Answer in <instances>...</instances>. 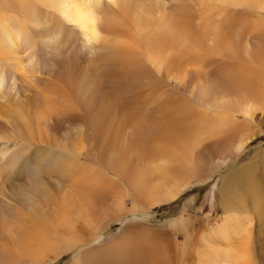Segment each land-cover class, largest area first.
I'll return each mask as SVG.
<instances>
[{"label": "rangeland", "instance_id": "obj_1", "mask_svg": "<svg viewBox=\"0 0 264 264\" xmlns=\"http://www.w3.org/2000/svg\"><path fill=\"white\" fill-rule=\"evenodd\" d=\"M169 1L171 0H129L119 2L115 8L105 9L107 16H115L122 20L125 18L126 12L136 5L142 9H148V3H155L154 9L164 12L163 24L168 30L160 36L161 43L168 50L174 46L178 52L177 58L167 55L163 65L165 69H161L163 72L161 73L156 72L153 68L151 70L149 63L144 62L143 68L137 69L118 61L114 52V43L117 40L125 39L123 36L125 34L120 33L119 37H117L118 34L113 36V33L116 32L113 28L118 29L116 24H113L114 27L112 24L107 25L106 23V27L103 28L105 39H100L92 51L87 46L79 48L76 45V40L79 37L71 36L69 30L64 29L58 37L60 51L57 52L54 46H49L52 29L46 30L45 28L49 27L42 25V30L39 32L31 27L25 28V16L30 19L31 15H38L42 19H40L41 21H49L51 28V11L48 13L47 10L42 11L41 5L35 0H0V27L7 26L8 28H4L5 31L13 28H21L24 31L25 28L22 34L24 44L20 46V53L15 54V61L6 60L5 55L0 54L2 69L10 79L9 81L13 79L15 84V90H8L7 94L2 93V98H0V103L3 105L0 104V201L2 203L3 200L8 208L11 207L16 212H24L22 210L24 207L25 212H28L29 208L22 199L24 196L19 195L20 197L17 196V199L15 194L21 187L24 192L31 191L34 201L37 202V209L41 207L38 210L44 213L39 220L43 222L45 231L49 229L47 231L49 243H46L47 245L41 252L38 251L39 254L34 260L30 259L27 250L17 240L20 239L19 237L5 236V238L0 235V264H30L31 262V264H142L139 259L142 255H148L147 252L156 258H159L158 254L161 252L163 256L167 257L170 264H264V190L251 187L253 179H256L259 185L264 186V79L249 78L246 74L251 66L260 74L264 73V11L255 8L249 9L246 3H242L240 6L232 4L233 7L229 3L225 5L218 0H211V3L210 0H202L203 2L198 0L191 3L184 1V4L183 1L174 4L173 1ZM189 4L193 5L189 7ZM176 8L180 10V13ZM241 8L243 10H240ZM25 9L28 14H25ZM207 10L210 12L209 14L205 13ZM138 14L143 21L145 13L138 12ZM174 21L178 25L177 38H174V32L171 29L172 24L174 28ZM211 22H213L211 28L215 32L207 28ZM241 29L244 30V34ZM232 31L235 33L233 34ZM1 34L2 30H0ZM228 34L233 37L230 38ZM211 36L214 42L211 40L212 38L210 39ZM1 39L0 36V41ZM231 39L233 42L230 41ZM229 41L231 43H228ZM212 53L216 55L214 56ZM18 54L19 56L21 54L22 60ZM17 58L20 60L18 61ZM27 58H31L32 61L29 68L30 73L24 69ZM227 60L228 62H225ZM217 89L221 92L218 93ZM228 89L229 91H227ZM225 90L226 93H224ZM212 91L216 97L223 93L228 94L224 95L227 102H230V106L227 108L228 117L225 118L223 115V119L220 116H214V112H205L207 109L203 108L199 99L201 100L204 94H207V100L212 99L214 94ZM237 98L240 100L238 102H242L237 104ZM253 102L258 108L252 107L248 116L241 112L238 113L239 104L249 105ZM130 111L134 113H130ZM231 111L233 112L231 113ZM160 112L163 113V119L170 118L179 129L189 132L184 140L176 139L172 142L174 163L181 164V167L173 168L172 171L178 182L174 183L171 179L163 180L165 188L162 190L176 194L177 189L184 181H192L191 184L170 200H162L165 197L164 191L162 193V190L157 189V199L155 200L157 203L149 199L148 191L134 192L133 188L128 189L120 184L117 187L113 186L117 190L114 193L116 196L114 204L96 191L97 189H94L92 198L87 199L85 205L90 209L83 208L85 211L75 212L74 208H70L68 211L70 224L67 226L71 231L64 229V225L58 224L59 222L54 224L58 216V204H62L60 203L61 196L68 197V201L74 200L83 206L82 191L91 186L83 183L82 178L92 175L100 176L103 173L110 178H116L115 174L110 171L108 159L129 157L127 150L130 138L127 134L142 143L141 146H137V151L131 158L132 161H146L149 158H145L144 154L149 150H155L159 152V155L154 157L156 162L153 165L158 168V172L163 171V140L161 141L163 125L143 126L141 132L139 131L141 129H138L134 133V130H131L133 124L126 125L122 121L124 114L141 116V121L145 122L147 115H157ZM102 115L106 120L101 124L97 119H100ZM108 120L117 123L114 129L115 133L119 128L122 129L119 132L121 136L118 141L108 142V146L100 150L102 142L94 134V130L97 127L105 126ZM223 124L229 129H224L226 126ZM206 128L213 134V137L209 140H199V131ZM188 138L192 145L189 148L187 146V151L183 141ZM244 138H249V142L247 141L238 153H234L235 145ZM154 140H157L158 143H152ZM108 147L109 149H107ZM40 148L41 150L44 148L45 151L41 152ZM48 150L54 153L51 155ZM58 152L74 157L77 166L68 167L64 172L59 168L60 162H55V166L53 163L54 167L47 166L49 160H53V155L55 157L59 155L55 154ZM38 153L40 154L38 155ZM99 154L103 157L100 158ZM223 159L224 161H221ZM56 160L58 161V159ZM34 161L35 163H33ZM218 161H221L219 167H217ZM239 168H242V173ZM237 171L241 173L239 177L236 175ZM245 171L246 176L243 174ZM35 172L38 174L35 175ZM141 172L145 177L152 173L151 169ZM228 175L232 178L231 185L222 197L227 205L233 206L235 202L231 197V192H237L239 195L235 201L239 205L236 211L223 212V207L219 204V189L224 177ZM102 179L106 178L95 180L94 183L103 184ZM194 179L197 181L195 182ZM39 180L42 181V191L47 190L48 194H46L50 195L52 200L42 197L40 191H37L39 189L35 185ZM56 180L60 181L58 186H55ZM12 185H14L15 192ZM172 187L173 190H170ZM9 189L10 191H8ZM251 190L260 199L252 198ZM131 193L138 197L134 199L133 196L131 197ZM34 194L36 195L34 196ZM20 198L23 200L22 202ZM46 200L49 201L46 202ZM123 204L130 213L124 211L122 214ZM253 205L257 208L253 209ZM116 207L120 208L119 211ZM86 210L89 217L91 219L94 217L92 220L95 223L97 221L95 228L91 231L85 229L82 220L88 215ZM77 213L79 214L77 215ZM20 215L24 216L22 213ZM225 220L229 223L228 234L216 238V235H212V231L216 230L220 224L222 226V222ZM235 221H237L236 228L231 230V224ZM86 231L88 233H85ZM91 234L98 235V237L94 244L89 245L90 243H87L85 239L88 240ZM70 235L72 236L70 237ZM111 240L113 241L110 242ZM170 251L175 254L172 255ZM139 255L141 256L139 257Z\"/></svg>", "mask_w": 264, "mask_h": 264}, {"label": "bare ground", "instance_id": "obj_2", "mask_svg": "<svg viewBox=\"0 0 264 264\" xmlns=\"http://www.w3.org/2000/svg\"><path fill=\"white\" fill-rule=\"evenodd\" d=\"M123 1H129V0H35V2L39 3L42 7V11L47 10V13L49 11H51L52 16H51V28L49 25V21H41L42 19L39 18L38 15H31L32 17L30 19H27V17L25 16V28L29 29L30 27L32 29H34L35 31L39 32L42 30V26L46 27L48 26L49 28H45L46 30H50L52 29V33H50V42H49V46H54L56 51L59 52L60 51V47H59V35L60 32H62L64 29H68L70 32L71 36H78L79 39L77 38L76 40V45L79 46V48H83V46H87L89 47V50L92 51L95 48V44L100 41V39H105L104 33H103V28L106 27V23L107 25H117L118 29L113 28L114 31H116L115 33H113V36H115V34H118L117 37H119L120 33H123L125 35L124 38L125 39H120L115 41L114 43V52L116 54V57L118 58L119 62L122 63H127L128 65L134 66L137 69H140L141 67L143 68V64L144 62L147 64L149 63L151 65V70L152 68L156 70V72H161V69L164 70L165 68L163 67L164 63L166 62V58L167 55H171L173 58H177V52L178 50L175 49L174 46L170 47L169 50L165 47H163L162 45V40H161V35L164 32H167V28L165 27V25L163 24V20L165 19V15L164 12L158 11L157 9L155 10V3H148V9H142L140 6H133L131 7L125 15V18L122 20L121 18H116L114 17H109L107 16V12L105 11V9L112 7L115 8V5H117L119 2H123ZM166 1V0H165ZM174 3H178V1H183L182 3L184 4L185 2H197L198 0H171L169 2ZM202 0H200L201 2ZM204 1V0H203ZM202 1V2H203ZM208 1V0H206ZM222 3H224L225 5L228 3L229 4H234V5H242V3H246L247 7L250 8H255L257 10H262L264 11V0H218ZM163 2V1H161ZM213 2V1H212ZM211 3V0H210ZM205 5V3H203ZM186 5V4H185ZM193 5V4H192ZM192 5H188L189 7ZM197 5V4H196ZM212 5V4H210ZM216 5V4H215ZM218 5V4H217ZM234 5H232L234 7ZM244 5V4H243ZM36 6V5H35ZM167 6V5H166ZM170 6V5H169ZM184 6V5H183ZM181 6V8L183 7ZM206 6V5H205ZM237 6V7H239ZM34 7V6H33ZM40 7V8H41ZM179 7V6H178ZM202 7V6H201ZM232 7V8H233ZM167 8V7H166ZM196 8V7H195ZM217 8V7H215ZM223 8V7H222ZM230 8V7H228ZM38 9V8H37ZM177 9V8H176ZM183 9V8H182ZM203 9V8H202ZM207 9V8H206ZM209 9V7H208ZM220 9V8H219ZM248 9V8H247ZM41 10V9H40ZM103 10V11H102ZM232 10V9H231ZM230 10V11H231ZM234 10V9H233ZM237 10V9H236ZM240 10H243L242 8ZM31 11V10H30ZM146 11V12H145ZM175 11V10H174ZM180 10L177 9V12H179ZM227 11V10H225ZM229 11V9H228ZM138 12H143L144 14V19L143 21H141V16L140 14H138ZM200 12V11H199ZM205 12V11H204ZM217 12V11H215ZM233 12V11H232ZM249 12V11H248ZM180 13V12H179ZM190 13V12H189ZM205 13H210L208 10ZM221 13V12H220ZM219 13V14H220ZM244 13V12H243ZM25 14H28L26 9H25ZM175 14V13H173ZM194 14V13H193ZM225 14V13H224ZM254 14V13H253ZM178 15V13H177ZM186 15V14H185ZM191 15V13H190ZM251 15V14H250ZM180 16V15H179ZM204 16V15H203ZM252 16V15H251ZM181 17V16H180ZM190 17V16H189ZM215 17V16H214ZM250 17V16H249ZM203 18V17H202ZM218 18V17H217ZM221 17H219L218 19H220ZM41 19V20H40ZM122 20V21H121ZM207 20V19H206ZM225 20V19H224ZM182 21V20H181ZM235 21V20H234ZM191 23V22H190ZM213 22H211L209 24V28L210 31H214L212 30V25ZM254 25V23H251ZM259 24V23H258ZM258 24H256V27L258 26ZM263 24V23H260ZM27 25V26H26ZM113 25V26H114ZM207 25V24H205ZM204 25V26H205ZM23 26V25H22ZM190 26V25H189ZM221 26V25H220ZM220 26H216V27H220ZM226 26V25H225ZM18 27V26H17ZM115 27V26H114ZM191 27V26H190ZM261 27V26H260ZM263 27V26H262ZM4 28H8L7 26L5 27H0V30H2V34L1 36V41H0V54L1 55H5L4 57H6V60L8 59L10 60H14L15 59V54L16 53H20L19 49L20 46H23L24 42H23V32L24 31L21 28H13V29H9L8 31H5ZM108 28V27H107ZM245 28V27H244ZM243 28V29H244ZM252 28V27H251ZM254 28V27H253ZM259 29V27H257ZM171 29L173 30V36L174 38H177V30H178V25L177 23L174 21V28H173V24L171 25ZM203 29L205 30V28L203 27ZM235 29V28H234ZM241 29V30H243ZM216 30L218 31V29L216 28ZM232 30V29H230ZM229 30V31H230ZM257 30V29H256ZM260 30V29H259ZM236 31V29L234 30ZM248 31V30H247ZM251 31V30H250ZM68 32V31H67ZM68 32V33H69ZM110 32V31H109ZM112 32V31H111ZM118 32V33H117ZM215 32V31H214ZM233 32V31H232ZM231 32V33H232ZM242 32V31H241ZM171 33V32H170ZM206 33V32H205ZM228 33V32H227ZM230 33V34H231ZM235 32H233L234 34ZM238 33V32H237ZM236 33V34H237ZM246 33V32H245ZM256 33V32H255ZM165 34V33H164ZM184 34V33H183ZM211 34V33H210ZM209 34V35H210ZM232 34V35H233ZM235 34V35H236ZM243 34H244V30H243ZM112 35V33H111ZM167 35V34H166ZM207 35V33H206ZM214 35V34H213ZM229 35V34H228ZM241 35V34H240ZM143 36V37H141ZM158 36V37H157ZM224 36V35H223ZM230 36V35H229ZM228 36V37H229ZM246 36H248L246 34ZM261 36V35H260ZM69 37V36H68ZM214 37V36H213ZM217 37V36H216ZM215 37V38H216ZM226 37V36H225ZM227 37V38H228ZM233 36H230V38ZM244 37V36H243ZM242 37V38H243ZM70 38V37H69ZM212 38V36L210 37V39ZM223 38V37H222ZM225 38V39H227ZM229 38V39H230ZM257 38V37H256ZM264 38V37H263ZM185 39V38H184ZM194 39V38H193ZM192 39V40H193ZM218 39V38H216ZM239 39V38H238ZM237 39V40H238ZM246 39V38H245ZM249 39V38H248ZM211 40L214 39L212 38ZM210 40V42H211ZM222 40V39H221ZM251 40V39H250ZM261 40V39H260ZM224 41V39H223ZM228 41V40H227ZM232 41V39L230 40ZM228 43H231V42ZM236 41V40H235ZM233 42V41H232ZM262 42V41H261ZM29 44V42H27ZM161 43V44H160ZM212 43V42H211ZM223 43V42H222ZM226 43V42H225ZM227 43V44H228ZM249 43V42H248ZM102 44H106V43H102ZM196 44V43H195ZM224 44V43H223ZM222 44V46H224ZM173 45H174V40H173ZM197 45V44H196ZM230 45V44H229ZM236 45V44H235ZM247 45V44H246ZM100 46V45H99ZM227 46V45H226ZM231 46V45H230ZM229 46V47H230ZM234 46V43H233ZM242 46V44H241ZM236 47V46H235ZM255 47V46H254ZM241 48V47H240ZM249 48V47H248ZM205 49V48H204ZM232 49V48H231ZM238 49V48H235ZM258 49V48H257ZM194 50V49H193ZM198 50V48H197ZM200 50V49H199ZM221 50V49H220ZM224 50V47H223ZM244 50V49H243ZM256 50V49H255ZM263 50V49H262ZM203 51V50H202ZM208 51V50H207ZM219 51V50H218ZM233 51V50H232ZM242 51V50H241ZM238 51V52H241ZM220 52V51H219ZM224 53V52H223ZM242 53V52H241ZM246 53V52H244ZM252 53V52H251ZM201 54V52H200ZM209 54V53H208ZM213 54V53H212ZM248 54V53H247ZM246 54V55H247ZM261 54V53H260ZM55 55V53H54ZM207 55V54H206ZM205 55V56H206ZM214 56L216 54H213ZM220 55V54H219ZM218 55V56H219ZM226 55V54H224ZM239 55V54H238ZM19 56V54H18ZM21 56V54H20ZM19 56V57H20ZM202 56V55H201ZM217 56V57H218ZM229 56V55H228ZM243 56V54H242ZM249 57L251 55H248ZM246 56V57H248ZM3 57V56H2ZM17 57V55H16ZM227 57V56H226ZM236 59V56H234ZM233 57V59H234ZM240 57V56H239ZM245 57V56H244ZM252 57V56H251ZM220 59H222L221 57H219ZM243 58V57H242ZM1 59V57H0ZM18 59V58H17ZM21 59V57H20ZM18 59V61L20 60ZM232 59V58H231ZM245 59V58H244ZM243 59V60H244ZM22 60V59H21ZM224 60V59H223ZM15 61V60H14ZM219 61V60H218ZM256 61V60H255ZM1 62V61H0ZM3 62V61H2ZM225 62H228L225 61ZM230 62V61H229ZM239 62V61H238ZM254 62V60H253ZM31 58H27L26 64H25V68L26 70H28L27 72H29V68L31 66ZM246 63V62H245ZM262 63V62H261ZM24 64V63H23ZM22 64V65H23ZM226 64V63H225ZM224 64V65H225ZM244 64V63H243ZM254 64V63H253ZM181 65V64H180ZM246 65V64H244ZM248 65V64H247ZM262 65V64H260ZM259 65V66H260ZM21 66V64H20ZM221 66V65H220ZM227 66V65H226ZM234 66V65H233ZM238 66V65H237ZM256 66V63H255ZM263 66V65H262ZM129 67V66H128ZM236 67V66H234ZM32 68V67H31ZM131 68V67H130ZM133 68V67H132ZM245 68V67H244ZM120 69V68H119ZM135 69V68H134ZM150 69V68H148ZM243 69V68H242ZM167 70V68H166ZM10 71V70H9ZM22 71V70H20ZM24 71V70H23ZM31 71V70H30ZM148 71V70H147ZM168 71V70H167ZM232 71V69H231ZM32 72V71H31ZM141 72V71H140ZM165 72V71H164ZM263 72V71H262ZM30 73V72H29ZM137 73V72H135ZM163 73V72H161ZM198 73V71H197ZM235 73V72H234ZM153 74V73H152ZM201 74V73H200ZM204 74V72H203ZM222 74V73H221ZM246 74L248 75L249 78H263L264 79V73L261 75L258 71H256V69H254V67L251 66V68L248 70V72H246ZM238 75V74H237ZM11 76V75H10ZM106 76V75H105ZM123 76V75H122ZM137 76V75H136ZM241 76V75H240ZM99 77V76H98ZM124 77V76H123ZM169 77H171L169 75ZM180 77V76H179ZM100 78V77H99ZM173 78V76L171 77ZM117 79V78H116ZM120 79V78H119ZM142 79V78H141ZM196 79V78H195ZM246 79V78H245ZM262 79V80H263ZM10 79L7 78L4 70L2 69L1 63H0V98H2V93L7 94L8 90L9 91H13L15 90L14 87V80L12 79L11 81H9ZM145 80V79H144ZM215 80V79H214ZM223 80V79H222ZM253 80V79H252ZM213 81V80H212ZM261 81V80H260ZM264 81V80H263ZM107 83V81H105ZM109 82H113V81H109ZM176 82V81H175ZM206 82V81H205ZM216 82H218L216 80ZM252 82V81H251ZM254 82V81H253ZM259 82V81H258ZM144 83V82H143ZM146 83V82H145ZM209 83V81H208ZM207 83V84H208ZM214 83V82H213ZM220 83V82H218ZM227 83V82H226ZM10 84V85H9ZM108 84V83H107ZM215 84V83H214ZM254 84V83H251ZM141 85V84H140ZM143 85V84H142ZM202 85V84H201ZM205 86H207L206 84H203ZM211 85V84H210ZM209 85V86H210ZM216 85H218L216 83ZM222 85V84H221ZM225 85V84H224ZM255 85V84H254ZM12 86V87H10ZM146 86V85H145ZM212 86V85H211ZM227 86V85H225ZM234 86V85H233ZM10 87V88H9ZM204 87V86H203ZM229 88V87H227ZM208 89V88H207ZM210 89H212V87H210ZM209 89V90H210ZM216 89V88H215ZM219 89V88H218ZM217 89V90H218ZM221 89V88H220ZM226 89V88H225ZM17 90V89H16ZM176 90V89H175ZM261 90V89H260ZM104 91V90H103ZM221 92V90H218ZM229 91V89L227 90ZM262 91V90H261ZM213 92V91H212ZM216 92V91H215ZM235 92V91H234ZM18 93V92H16ZM166 93V92H165ZM214 93V92H213ZM223 93V92H222ZM221 93V94H222ZM226 93V90L225 92ZM223 95H218L217 97L215 96V93L212 96V99H206L207 98V94L202 95V99L199 101L201 102V104L203 105V108L207 109V113L210 112H214L213 115L214 116H220L222 117L223 115L226 117H228L229 115V111L227 110L228 106H230V102H227V99L224 97V95H228V94H224ZM231 93V92H230ZM229 93V96H230ZM238 93V92H237ZM260 92H258L259 94ZM14 94V93H13ZM139 94V92H138ZM246 94V93H245ZM18 95V94H17ZM212 95V94H211ZM233 95V94H231ZM235 95L236 92H235ZM240 96V94H238ZM260 95V94H259ZM161 96V95H160ZM206 96V97H205ZM234 96V95H233ZM245 96V95H244ZM165 97V96H164ZM196 97V96H195ZM216 97V98H215ZM219 97H223V98H219ZM242 97V96H241ZM240 97V99H241ZM247 97V96H246ZM232 98V97H230ZM229 98V99H230ZM236 97H233L232 99H234ZM256 98V97H255ZM196 99V98H195ZM205 99V100H204ZM107 101V100H106ZM170 101V100H169ZM186 101V100H185ZM233 101V100H232ZM237 101V102H236ZM237 104L241 103L238 102L240 101L238 98L236 99ZM245 101V100H244ZM196 102V101H195ZM188 103V102H187ZM2 105V103H0ZM183 104V103H182ZM200 104V103H199ZM249 103V105L244 104L238 105V113H243L245 116H248L252 110V107H256V104L253 102V104ZM181 105V104H180ZM190 105V103H189ZM194 105V104H193ZM234 105V104H233ZM232 105V106H233ZM3 106V105H2ZM199 106V105H198ZM121 107V106H120ZM182 107V106H181ZM201 107V106H200ZM261 107V106H260ZM183 108V107H182ZM235 108V107H233ZM263 108V107H262ZM181 109V108H180ZM182 110V109H181ZM203 110V109H201ZM233 110V109H230ZM262 110V109H261ZM194 111V110H193ZM237 111V110H235ZM104 112V111H103ZM168 112V110H167ZM233 111H231L232 113ZM257 112V111H256ZM260 112V110H259ZM262 112V111H261ZM109 113V112H108ZM130 113H134L133 111H130ZM193 113V112H192ZM205 114V113H203ZM235 114V113H233ZM100 115V114H99ZM193 115V114H192ZM210 115V114H209ZM147 119L145 120V122L141 121V116L139 117H135V115L132 114H124L122 116V121L124 124H133V127H131V130H134V133L137 132L136 130L144 128L143 126H149V125H154V126H158V125H163V135H162V139L163 140L162 144H163V171L158 172V168L154 167L153 163H155L156 161H154V157H158L157 155H159L158 151L155 150H149L148 153L144 154V157L149 158L146 159V161H137V162H133L132 161V156H134L135 152L137 151V146H141V142L138 139L133 138L130 134L129 138H130V143H129V148L127 150V155L129 157H120V158H116V157H112L110 159H108V166L110 168V171L113 172L116 176V178H110L107 175H99L100 176H94V175H90L91 177H85L82 178L83 179V183H85L88 186H91L90 188H87V190L82 191L83 192V206L80 203L75 202L74 200H72L71 202L68 201L69 198L68 197H64L61 196V200L60 203H62L61 205L58 204V216H57V220H55L54 224L58 223V224H62L64 225L63 227H65L64 229H69V227L67 225L70 224V216L67 215L68 211L70 210V208H74L75 212H81L82 210H84L83 208H87L90 209L88 206L86 207V202L87 199L90 200L92 198V192L94 189H97L96 191H98L99 193L103 194V196L107 199H110L112 201V203L114 204L116 202V196H115V192L117 191L116 189H114L113 186H116L118 184L130 189L133 188L134 192H139V191H148V197H150L149 199H152L155 203H157V201H155L157 199V189L158 190H162L164 189V185H163V180L167 181L170 180L174 183H176V179H175V175L172 173L173 168H178L181 167V164L178 163H174V151L172 149V142L176 139H180V140H184L186 138V135L189 134V132H186L188 130H182L179 129L177 126H175V124L172 122V120L170 118H165L163 119V113L160 112L157 115L152 114V115H147ZM108 117V116H107ZM94 118V117H93ZM224 119V117H222ZM256 118V117H255ZM199 119V118H198ZM237 119V117H236ZM247 119V118H246ZM106 120L105 116L102 115L100 119H97V121L99 123H103ZM200 120V119H199ZM219 120V119H218ZM222 120V119H221ZM228 120V119H227ZM242 120V119H241ZM232 121V120H231ZM238 121V120H237ZM245 121H249V120H245ZM244 121V122H245ZM239 122V121H238ZM244 122H242V124H244ZM224 123V122H223ZM237 123V122H236ZM83 124V122H82ZM100 124V125H101ZM122 124V123H121ZM120 124V125H121ZM222 124V123H220ZM99 125V126H100ZM224 125V124H223ZM229 125V124H228ZM117 126V123H115L112 120H108L105 124V126H100L97 127L94 130V134L97 135L98 138H100V141L102 142V145L100 147H107L108 146V142H115L118 141V139L121 136V133H119L122 129L119 128V130H117L115 133L114 129ZM129 126V125H128ZM127 126V127H128ZM226 126V125H224ZM231 126H233L231 124ZM238 126V125H237ZM245 126V125H244ZM241 127V126H240ZM227 128L224 127V129ZM231 128V127H230ZM243 128V127H242ZM190 129V128H189ZM229 129V128H227ZM233 129L234 126H233ZM244 129V128H243ZM19 130V129H17ZM140 132L142 131L139 130ZM228 131V130H227ZM233 131V130H231ZM88 132V131H87ZM192 132V131H191ZM220 132V131H219ZM218 132V133H219ZM223 133V130L221 131ZM86 133V132H85ZM217 133V132H216ZM225 133V132H224ZM88 134V133H87ZM225 135V134H224ZM199 136L200 139H205V140H209L210 138L213 137V134H211L209 132V129H201L199 131ZM95 137V136H94ZM220 137V136H219ZM19 139V138H18ZM45 140V139H44ZM217 141V140H216ZM247 141L249 142V138H244L241 139L234 147V153H238L241 149V147H243ZM19 142V141H18ZM100 142V143H101ZM9 143V142H8ZM152 143H158V141L154 140ZM184 146L186 147L187 151L188 148L192 145V143L190 142L189 138L188 140L183 141ZM37 145V144H36ZM100 145V144H99ZM120 145V144H119ZM124 145V144H123ZM188 146V148H187ZM34 147V146H33ZM47 147V145L45 146V148ZM33 149V148H32ZM44 148H42L43 150ZM109 149V147L107 148ZM116 149V147H115ZM119 149V148H118ZM206 149V148H205ZM41 150V148H40ZM41 150V152H42ZM45 151V150H43ZM47 151V150H46ZM50 152V150H48ZM222 151V150H221ZM9 152V151H8ZM104 152V151H103ZM7 153V152H6ZM45 153V152H43ZM47 153V152H46ZM51 155L54 152H50ZM106 153V152H105ZM115 153V152H113ZM112 153V154H113ZM40 153H38L39 155ZM49 154V153H48ZM55 154H59L56 157L53 155L52 159L53 160H49L48 165L49 167H54L56 165L55 162L59 163L60 162V166L59 168L61 169L62 172L66 171L68 169V167H74L77 166L76 165V160L74 159V157H70L67 153H63V152H58ZM97 154V152H96ZM10 155V154H9ZM34 155V154H33ZM107 155V154H106ZM100 156V154H99ZM6 157V156H5ZM19 157V156H18ZM34 157V156H33ZM38 157V156H37ZM48 157V156H46ZM103 156H100V158ZM13 158V157H12ZM44 158V157H43ZM50 158V155H49ZM6 159V158H4ZM36 159V158H33ZM58 159V161L56 160ZM55 160V161H54ZM139 160V159H137ZM191 160V159H190ZM4 161V160H3ZM221 161H224L221 160ZM218 161L217 167H219L220 162ZM177 162V161H176ZM35 163V161L33 162ZM54 163V166H53ZM230 164V163H229ZM36 165V164H35ZM37 167V166H36ZM80 167V166H79ZM85 167V166H84ZM94 167V166H93ZM40 168V167H39ZM48 168V167H47ZM87 168V167H86ZM147 169H151L152 173L150 175H148V177H145L143 172H141L142 170L146 171ZM231 169V168H229ZM241 173H242V168H239ZM43 170V169H42ZM46 170V169H44ZM50 170V169H49ZM48 170V172H49ZM72 170V169H71ZM87 170V169H85ZM84 170V171H85ZM92 170V169H90ZM189 170V169H188ZM41 171V170H40ZM83 171V172H84ZM175 171V170H174ZM57 172V171H56ZM239 171L236 172L237 177L240 176L241 174ZM38 174L35 172V175ZM67 174V173H66ZM81 174V173H80ZM176 174V173H175ZM246 176V171L243 173ZM49 175V173H48ZM64 175V174H63ZM68 175V174H67ZM84 175V174H83ZM11 176V175H10ZM51 176V175H50ZM76 176V175H75ZM86 176V175H85ZM22 177V176H21ZM39 177V176H38ZM37 177V178H38ZM52 177V176H51ZM48 177V178H51ZM32 178V177H31ZM60 178V177H58ZM78 178V177H77ZM101 178H106V179H102L100 184L94 183L95 180H100ZM10 179V178H8ZM178 179V178H177ZM189 179V178H188ZM241 179V178H240ZM26 180V179H25ZM34 180V179H32ZM195 180V179H194ZM231 176H225L221 186H220V192H219V204L223 207L222 210L223 212H228V211H236L237 207H238V202L235 201V199H238V193L236 192H231V197L234 199L235 204L233 206H229L225 203L224 198L222 197L223 194L226 193V191L230 188L231 185ZM30 181V180H29ZM62 181V180H61ZM183 181V180H182ZM197 180H195L196 182ZM35 182V181H34ZM33 182V183H34ZM42 182V181H41ZM40 180L39 182L37 181V184L35 185L40 191L42 197H46V199H50L52 200V198H50V195H47L48 193L46 192L47 190H43V186L41 184ZM44 182V181H43ZM46 182V181H45ZM59 180H56L55 182V186L59 185ZM63 182V181H62ZM170 182V181H169ZM178 182V181H177ZM180 182V181H179ZM192 181H184V183L177 189L176 194L174 193H168L167 191L162 190V193L164 191L165 197L162 200H166V199H171L172 197L176 196L180 191L182 192V190L184 191V189H186V187L191 184ZM252 184L251 187L252 188H257L260 190H264V186L263 185H259L256 179L252 180ZM77 183V182H76ZM44 184V183H43ZM61 184V183H60ZM75 184V183H74ZM73 184V185H74ZM172 184V183H171ZM27 185V183H26ZM30 185V184H29ZM45 185V184H44ZM85 185V186H86ZM174 185V184H173ZM178 185V184H177ZM14 185H12V189ZM87 186V187H88ZM11 187V186H9ZM16 187V186H15ZM75 187V186H74ZM177 187V186H176ZM23 187L19 188V190H17L18 192H16L17 194H15V189H14V194L15 197L18 199L17 196L21 195L24 196L22 199L24 200V204L28 206L29 211L25 212V207L24 209H22L24 212H19V211H15L13 209L8 208L7 204H4L5 202L2 200V203L0 201V235L3 237H7V236H11L13 237H19V243L22 245V247H24L27 252L28 255L30 257L31 260H34L37 256H38V251L40 250V252L42 251V249L47 245L46 243H49V235H48V230L45 231L44 227H43V222L40 219V217L44 214L42 212H40L41 207H39L37 209V202L34 201V198L32 197L33 194L31 195V191L26 190L25 192L22 189ZM58 188V187H57ZM61 188V186H60ZM18 189V188H16ZM71 189V188H70ZM167 189V188H166ZM173 190V187L172 189ZM10 191V189L8 190ZM73 191V190H72ZM1 192V191H0ZM80 192V193H82ZM171 192V191H169ZM11 193V192H10ZM47 193V194H46ZM127 193V192H126ZM125 193V194H126ZM145 193V194H147ZM3 194V193H2ZM78 194V193H77ZM138 194V193H137ZM36 194H34L35 196ZM53 195V194H52ZM55 195V194H54ZM57 195V193H56ZM76 195V194H75ZM119 195V194H118ZM151 195V196H149ZM160 195V194H159ZM2 196V195H1ZM12 196V195H11ZM126 196V195H124ZM133 196L134 199H136V197H138L136 194L131 193V197ZM162 196V195H161ZM250 196L252 198L256 199H260L259 197L254 195V191L251 190L250 191ZM4 198V196H2ZM20 197V196H19ZM53 197V196H52ZM55 197V196H54ZM38 198V197H37ZM36 198V199H37ZM57 198V197H55ZM60 198V196H59ZM21 199V198H20ZM19 199V200H20ZM20 200L21 202L23 200ZM101 199V198H100ZM147 199V198H146ZM175 199V198H174ZM57 200V199H56ZM102 200V199H101ZM100 200V201H101ZM38 201V200H37ZM40 201V199H39ZM49 200H46V202H48ZM55 201V200H54ZM53 201V202H54ZM58 201V200H57ZM144 201V200H143ZM148 201V200H145ZM159 201V200H158ZM137 202V201H136ZM51 203V202H49ZM59 203V201H58ZM105 203V201H104ZM153 203V202H152ZM88 204V203H87ZM122 204V202H121ZM144 204V202H143ZM40 205V204H39ZM47 205V204H46ZM120 205V204H119ZM118 205V206H119ZM106 206V205H105ZM113 206V205H112ZM117 206V207H118ZM122 214L124 211H126V213H130L129 210H127V208L124 207V204L122 205ZM138 206V204H137ZM48 207V205H47ZM116 207V208H117ZM253 209L257 208L255 205L252 206ZM22 208V207H20ZM52 208V207H51ZM139 208V207H138ZM27 209V208H26ZM49 209V208H48ZM55 209V208H54ZM120 208H117V210L119 211ZM133 210V208H130ZM21 210V209H20ZM47 210V209H46ZM52 210V209H51ZM50 211V210H48ZM85 211V210H84ZM93 211V210H92ZM117 211V212H118ZM86 212L88 213V211L86 210ZM134 212V211H133ZM20 213H22L24 216L21 217ZM49 213V212H48ZM54 213V212H53ZM114 213V212H113ZM116 213V212H115ZM52 214V213H51ZM50 214V215H51ZM79 213H77L78 215ZM118 214V213H117ZM116 214V215H117ZM120 214V213H119ZM82 215V213H81ZM82 217V216H81ZM93 217V216H92ZM185 217V216H184ZM231 217V216H230ZM44 218V217H42ZM78 218V217H77ZM76 219V218H75ZM80 219V218H79ZM94 219V217L92 218ZM89 217V213L87 216H85L82 220H83V224L86 230H92L95 228V224L96 223ZM77 220V219H76ZM51 221V219H50ZM73 221V220H72ZM71 221V222H72ZM63 222V223H62ZM74 222V221H73ZM236 222L231 224V230H235L236 228ZM31 223V224H29ZM53 223V222H52ZM65 223V224H64ZM45 224V223H44ZM72 225V224H71ZM58 226V225H57ZM100 226V225H99ZM218 226V225H217ZM54 227V226H52ZM60 227V226H58ZM228 227H229V223L228 221H223L222 222V226L221 224L217 227L216 230L212 231V235H216V238L219 237H223L226 236L228 234ZM49 228L51 229V227L49 226ZM54 229V228H53ZM83 229V228H82ZM55 230V229H54ZM60 230V229H59ZM70 230V229H69ZM74 230V228H73ZM230 230V231H231ZM67 231V230H66ZM71 231V230H70ZM75 231V230H74ZM167 231V230H166ZM77 232V231H76ZM124 232V231H123ZM168 232V231H167ZM54 233V231L52 230V234ZM64 233V232H63ZM73 233V231H72ZM85 233H88V231H86ZM90 233V232H89ZM96 233V232H93ZM141 234V233H140ZM234 234V233H233ZM74 235V233H73ZM139 235V233H138ZM232 235V234H231ZM55 236V234H54ZM60 236V235H59ZM69 236V235H68ZM72 235H70L71 237ZM75 236V235H74ZM173 236V234H172ZM5 237V238H6ZM97 237L98 235H94L91 234L89 235L88 240L85 239V241L87 243H90L89 245H92L95 243V241H97ZM126 237V236H125ZM56 238V237H54ZM1 239V238H0ZM57 239V238H56ZM61 239V238H60ZM76 239V238H75ZM83 239V238H82ZM81 239V240H82ZM100 239V238H99ZM130 239V238H129ZM225 239V238H224ZM227 239V238H226ZM14 240V239H13ZM72 240V239H70ZM78 240V239H77ZM76 240V241H77ZM118 240V238H117ZM60 241V240H59ZM113 240H111L110 242H112ZM119 241V240H118ZM117 241V242H118ZM6 242V241H5ZM58 243V242H57ZM81 243V241H80ZM77 244V243H76ZM84 244V243H83ZM82 244V245H83ZM97 244V243H96ZM99 244V243H98ZM3 245V243H2ZM59 245V244H58ZM57 245V247H58ZM64 245V244H63ZM71 245V244H70ZM73 245V244H72ZM85 245V244H84ZM112 245V244H109ZM108 245V246H109ZM114 245V244H113ZM11 246V244H10ZM66 246V245H65ZM76 246V245H74ZM56 247V246H55ZM60 247V246H59ZM73 247V246H72ZM78 247V246H76ZM101 247V246H100ZM105 247V246H104ZM111 247V246H110ZM65 248V247H64ZM85 248V247H84ZM96 248V246H95ZM107 249V247H105ZM12 249V248H11ZM46 249V248H45ZM91 249V248H90ZM104 249V248H103ZM6 250V249H5ZM3 250V251H5ZM14 250V249H13ZM60 250V249H59ZM94 250V249H93ZM97 250V249H96ZM110 250V249H109ZM162 250V249H161ZM9 253L10 250L8 249ZM65 251V250H63ZM67 251V250H66ZM91 251V250H90ZM99 251V249H98ZM118 251V250H117ZM163 251V250H162ZM15 253V250L13 251ZM18 252V251H17ZM62 252V251H61ZM108 252V250H107ZM1 253V252H0ZM8 253V252H7ZM12 253V252H11ZM20 253V252H19ZM80 251L77 253L79 255ZM87 253V252H85ZM89 253V252H88ZM171 253V251H170ZM180 253V252H179ZM17 254V253H16ZM25 254V251H24ZM148 255H139L140 257V261L142 262V264H170V261L167 259V257L163 256V254L160 252L159 258L153 257L152 255H149V253L147 252ZM165 254V253H164ZM172 254V253H171ZM175 252L172 254L174 255ZM182 254V253H181ZM13 255V254H11ZM83 255V254H82ZM157 255V254H155ZM16 256V255H15ZM23 256V255H22ZM40 256V255H39ZM85 256H87L85 254ZM180 256V255H179ZM226 256V255H225ZM21 257V256H20ZM76 257V256H75ZM83 257V256H82ZM90 257V256H89ZM88 257V260H89ZM15 258V257H14ZM91 258V257H90ZM180 258V257H179ZM1 259V258H0ZM45 259V258H44ZM78 259V258H77ZM87 259V258H86ZM172 259V258H171ZM53 260V259H52ZM85 260V259H84ZM27 261V260H26ZM30 261V260H28ZM41 261V260H40ZM172 261V260H171ZM179 261V260H178ZM200 261V260H199ZM92 262V261H91ZM174 262V260H173ZM14 263V262H13ZM32 263V262H31ZM30 263V264H31ZM90 263V262H89ZM172 263V262H171ZM26 264V263H25ZM91 264V263H90ZM99 264V263H98ZM178 264V263H177ZM202 264V263H201ZM219 264V263H218Z\"/></svg>", "mask_w": 264, "mask_h": 264}]
</instances>
